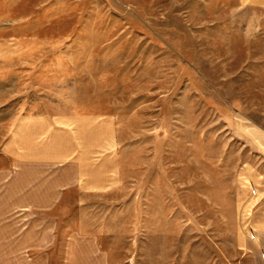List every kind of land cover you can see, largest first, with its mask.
<instances>
[{
    "label": "rangeland",
    "instance_id": "1",
    "mask_svg": "<svg viewBox=\"0 0 264 264\" xmlns=\"http://www.w3.org/2000/svg\"><path fill=\"white\" fill-rule=\"evenodd\" d=\"M264 0H0V264H254Z\"/></svg>",
    "mask_w": 264,
    "mask_h": 264
},
{
    "label": "crops",
    "instance_id": "2",
    "mask_svg": "<svg viewBox=\"0 0 264 264\" xmlns=\"http://www.w3.org/2000/svg\"><path fill=\"white\" fill-rule=\"evenodd\" d=\"M258 163L247 164L244 169L249 187L242 209L245 255H253L254 264H264V141L259 143Z\"/></svg>",
    "mask_w": 264,
    "mask_h": 264
}]
</instances>
